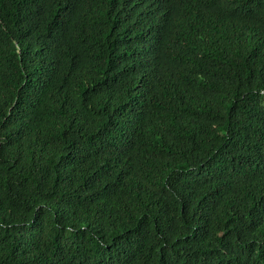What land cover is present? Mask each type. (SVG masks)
Segmentation results:
<instances>
[{"label": "trees", "instance_id": "obj_1", "mask_svg": "<svg viewBox=\"0 0 264 264\" xmlns=\"http://www.w3.org/2000/svg\"><path fill=\"white\" fill-rule=\"evenodd\" d=\"M0 264H264V0H0Z\"/></svg>", "mask_w": 264, "mask_h": 264}]
</instances>
